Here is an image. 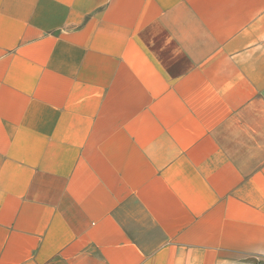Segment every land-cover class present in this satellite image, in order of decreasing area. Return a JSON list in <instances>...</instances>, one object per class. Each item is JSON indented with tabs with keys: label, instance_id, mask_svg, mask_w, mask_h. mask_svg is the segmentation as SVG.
<instances>
[{
	"label": "crops",
	"instance_id": "crops-1",
	"mask_svg": "<svg viewBox=\"0 0 264 264\" xmlns=\"http://www.w3.org/2000/svg\"><path fill=\"white\" fill-rule=\"evenodd\" d=\"M0 264H264V0H0Z\"/></svg>",
	"mask_w": 264,
	"mask_h": 264
}]
</instances>
